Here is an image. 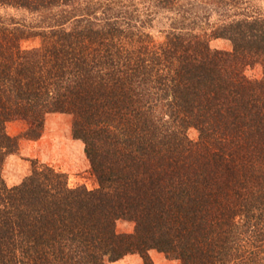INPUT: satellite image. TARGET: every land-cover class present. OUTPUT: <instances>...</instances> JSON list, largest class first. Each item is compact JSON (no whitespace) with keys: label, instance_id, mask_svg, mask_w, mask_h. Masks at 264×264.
<instances>
[{"label":"trees","instance_id":"1","mask_svg":"<svg viewBox=\"0 0 264 264\" xmlns=\"http://www.w3.org/2000/svg\"><path fill=\"white\" fill-rule=\"evenodd\" d=\"M257 0H0V264H264V15ZM39 39L25 49L22 42ZM229 40L232 50L213 49ZM261 66L263 77L247 69ZM74 117L99 187L33 163L19 139ZM196 129L198 140L189 137ZM120 220L135 224L120 233Z\"/></svg>","mask_w":264,"mask_h":264},{"label":"rangeland","instance_id":"2","mask_svg":"<svg viewBox=\"0 0 264 264\" xmlns=\"http://www.w3.org/2000/svg\"><path fill=\"white\" fill-rule=\"evenodd\" d=\"M249 13L260 12L264 15V0H257L249 5ZM0 16L14 18L21 23L34 24L36 18L26 11L14 8H1ZM39 39H29L22 42L25 49L35 48L40 45ZM213 49L232 50L229 40L217 39L211 42ZM251 78L263 77L261 66L247 69ZM74 117L70 114L54 113L46 117L43 133L38 139H29L24 136L28 124L22 120H14L7 124L8 133L19 139V149L8 156L3 177L9 187H14L32 173L33 163L52 166L66 175L71 188H86L95 190L99 187L97 178L92 171L90 160L86 153L85 143L73 135ZM189 137L196 141L199 133L192 128ZM120 233H132L135 224L131 221L120 220L117 224ZM150 256L155 264H181L179 260L169 259L164 253L151 250ZM133 258H135L133 260ZM107 264H145L139 254L128 255L116 262Z\"/></svg>","mask_w":264,"mask_h":264},{"label":"crops","instance_id":"3","mask_svg":"<svg viewBox=\"0 0 264 264\" xmlns=\"http://www.w3.org/2000/svg\"><path fill=\"white\" fill-rule=\"evenodd\" d=\"M135 258H133V260H134Z\"/></svg>","mask_w":264,"mask_h":264}]
</instances>
